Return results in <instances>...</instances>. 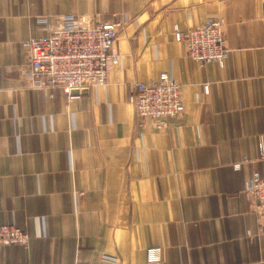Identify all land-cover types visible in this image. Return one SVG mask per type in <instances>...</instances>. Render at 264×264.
Wrapping results in <instances>:
<instances>
[{"label": "crops", "instance_id": "obj_1", "mask_svg": "<svg viewBox=\"0 0 264 264\" xmlns=\"http://www.w3.org/2000/svg\"><path fill=\"white\" fill-rule=\"evenodd\" d=\"M119 21L107 83L72 100L29 86L41 17ZM225 21L226 62L186 56L175 30ZM167 72L184 111L142 126L136 83ZM264 0H0V264H264V213L242 192L264 174ZM241 163L236 168L235 164Z\"/></svg>", "mask_w": 264, "mask_h": 264}, {"label": "built area", "instance_id": "obj_2", "mask_svg": "<svg viewBox=\"0 0 264 264\" xmlns=\"http://www.w3.org/2000/svg\"><path fill=\"white\" fill-rule=\"evenodd\" d=\"M41 17L46 32L31 36L25 43L29 55V86L59 88L72 100L93 86L107 83L110 66L119 61L112 48L119 36V21L95 22L86 15H55ZM176 40L186 48L190 59L223 66L229 53L225 21L208 19L187 31L175 30ZM135 111L142 126L156 130L167 129L171 120L184 111L182 85L167 72L157 81L136 83ZM264 157V153H263ZM236 163L235 167H240ZM255 209L264 213V174L254 171L242 190ZM264 239V226L259 231ZM30 233L24 227L4 223L0 225V244L27 245ZM162 247L147 249L145 264H162ZM99 264H120V258L105 254Z\"/></svg>", "mask_w": 264, "mask_h": 264}]
</instances>
